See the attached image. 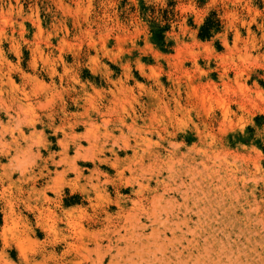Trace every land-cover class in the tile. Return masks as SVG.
I'll use <instances>...</instances> for the list:
<instances>
[{"label": "rangeland", "instance_id": "1", "mask_svg": "<svg viewBox=\"0 0 264 264\" xmlns=\"http://www.w3.org/2000/svg\"><path fill=\"white\" fill-rule=\"evenodd\" d=\"M211 11L220 27L201 39ZM134 112L141 132L118 122ZM106 128L116 140L106 146L109 162L100 163L88 142ZM139 133L158 143L161 156L143 168L123 144H135ZM74 140L88 152L77 158L80 178L62 162L64 143L77 156ZM171 152L183 168L190 161L202 172L179 174L175 164L169 179L162 162ZM203 177L208 198L200 206L175 189L154 191L158 180L184 182L175 188L195 196L189 183ZM153 192L168 198L154 206L156 216L183 208L173 219L179 225L169 222L174 240L166 224L141 213ZM263 210L264 0H0V264H27L22 252H43L48 264H133L141 248H151L141 264L180 257L264 264ZM243 221L255 231L241 232Z\"/></svg>", "mask_w": 264, "mask_h": 264}, {"label": "bare ground", "instance_id": "2", "mask_svg": "<svg viewBox=\"0 0 264 264\" xmlns=\"http://www.w3.org/2000/svg\"><path fill=\"white\" fill-rule=\"evenodd\" d=\"M98 114H101V112L98 110V111H96ZM134 115L135 116H126L125 118H120L119 120H118V122L120 123V124H122V125H127V126H131V125H133V126H135V127H137L138 128V132H141V130H139V127H138V119H139V116L138 115H136V113L134 112ZM88 119H89V121H91L92 119H91V116L90 115H88ZM105 120V119H104ZM128 120H131L132 122H131V124H128ZM76 121V120H75ZM75 123V122H74ZM97 124V123H96ZM96 124L94 125V122H92V123H90V126H91V129H92V127H97L96 126ZM75 125V124H74ZM92 130H90V132H91ZM114 131L115 130H109V128H106V132L103 134V136L101 137L99 134H93V137H91L90 139H89V147H88V151L91 153V155H92V153H94L95 155V157L97 158V159H99V161H100V163H105V162H109V160L110 159H108L107 158V156H106V153L108 152L107 151V149H106V146H107V143H109V140L110 139H112L113 140V138L115 139V137H114ZM120 131H121V134L122 135H124V133H122L123 132V129H120ZM92 132H94V131H92ZM167 132V131H166ZM146 133H149V134H152L153 135V131L152 130H150V131H146ZM120 134V135H121ZM171 134V133H170ZM162 135V134H161ZM171 136V135H170ZM124 137H125V135H124ZM162 139H165V137H162ZM116 140V139H115ZM115 140H113V141H115ZM166 140V139H165ZM171 142H174V141H171ZM124 146H125V148H128V149H132V152H133V159H134V163H135V161H138V163L136 164V168H143V166H142V164H145V160L146 159H149L150 161H149V166L150 165H153L154 164V162L153 161H151V160H156V159H158L159 157H161L160 156V152H159V149H158V143H153L151 140H150V138H148V136H143L141 133H139L138 134V136H137V138L135 139V144H132L131 142H130V140L129 139H125V141H124ZM74 145H75V147L77 148L76 149V154H77V156L75 157V158H73V159H71L69 156H68V154H69V144L68 143H64V151H63V153H64V156H63V158H62V162H68V168L67 169H65V171H66V173H67V170H73V172H75L76 174H77V178L79 177V176H81L82 175V170L79 168V167H77V158L78 157H80L81 155H82V151H83V148H81V145L79 144V142H77V141H75L74 140ZM171 145V144H170ZM87 148V147H86ZM92 151V152H91ZM109 152L113 155V156H115V160H114V162H112V164H113V166H115V167H120V159L117 157V154H116V152H115V150H114V148H111V149H109ZM172 153V152H171ZM85 154V153H84ZM83 154V155H84ZM87 155H88V152L86 153ZM85 154V155H86ZM183 154V153H182ZM82 155V156H83ZM85 155H84V157H85ZM172 155H174V152L170 155V158H168V160L165 162H162V164L164 165V167L166 166V169H167V172H168V178L169 179H174L173 177H175V172H176V166H175V164L176 165H179V168L177 169V171H178V173L180 174V173H184V171H186V172H189V173H192L193 175H195V173H196V175L199 173V172H202V170L201 169H199L198 168V166H196L194 163H191L190 161H188L191 165H189L188 164V167L189 168H187V169H185V168H183L182 167V165L184 164V162L182 161V159H179V156H178V159L176 158H173V157H176V155H174V156H172ZM100 156H102V157H100ZM185 156V155H184ZM91 157V156H90ZM104 157V158H103ZM88 158V157H87ZM190 158H191V156H190ZM189 158V159H190ZM174 159H175V161H174ZM191 159H193V158H191ZM186 160V159H185ZM192 161V160H191ZM207 163L205 162V161H202V166H203V172H204V170H206V167H208L207 165H206ZM195 165V166H194ZM98 167H97V165H96V169H97ZM132 169H134V168H132ZM149 169V168H148ZM121 171H119V175L121 176V175H123L124 174V172H125V169H120ZM184 170V171H183ZM193 170H195V171H193ZM99 171V170H98ZM131 171V170H130ZM133 171V170H132ZM69 172V171H68ZM100 172V171H99ZM147 172V171H146ZM185 172V173H186ZM101 173V172H100ZM99 173V174H100ZM61 174V173H60ZM98 174V175H99ZM160 174V173H159ZM191 176V175H190ZM99 177V176H98ZM147 177V176H146ZM177 177V176H176ZM175 177V178H176ZM179 177H181L180 175H179ZM80 178V177H79ZM151 178V177H150ZM157 178V177H156ZM91 181H92V179H90ZM141 180V179H140ZM180 180H181V182L180 183H182V181H184V180H182V178H180ZM179 180V181H180ZM191 180V179H190ZM194 181L196 182V183H189V185H192L194 188H195V190L196 191H193V194L195 195V196H193V195H189V192H185L184 193V191L185 190H182L179 186L178 187H176L175 188V186H177L178 184H176L175 186H173V184H170L167 180H158V184H157V188L154 190L156 193L158 192V187H160V186H162L163 188H164V191H169V190H173V189H175V191H177V192H179L184 198H186V199H188V198H191V199H193V201H194V204L195 203H198V206H200L204 201L206 202L207 201V190H208V181L203 177V181H201V180H199V179H196V178H194ZM205 181V183L204 184H202L203 182ZM106 182V181H105ZM128 182V181H127ZM126 182V183H127ZM136 182H137V180H136ZM174 182H175V180H174ZM141 183V182H140ZM184 183V182H183ZM182 183V184H183ZM90 184H92V183H90ZM182 184L180 185V186H182ZM92 185H94L92 188L94 189V192H99V190H100V185H98V184H92ZM142 185V184H141ZM162 188V189H163ZM190 187H188L187 189H189ZM192 189V188H191ZM92 191V190H91ZM90 191V192H91ZM86 193H87V191H86ZM154 194V192H153V194H154V197H153V194H152V197H151V199H153V200H151L152 202H153V205H152V209L150 210V209H145V208H143L142 210H141V213L143 214V213H145V214H147V215H151V220H153L154 222H159V223H162V224H166V228H168L171 232H172V239L174 240V238H177L176 237V231H175V229H174V227L173 226H170L169 225V222L170 223H172V221H174L173 223H176L175 221H177V219L176 220H173V219H175L176 217H178V214L181 212V211H183V208H181V207H179V208H177L175 211H176V213H175V211H174V209H173V211L171 210V209H169V210H171V211H166V208H164L165 209V220L164 219H162L161 218V215H160V217H158V216H156V211H158V208L157 207H154L155 205L157 206V204L159 205L160 204V202H162L161 200H163L164 201V199H166V197H165V195L164 194H160V195H157V194ZM178 193V194H179ZM188 193V194H187ZM214 193V192H213ZM214 195H216L215 193H214ZM223 197V196H222ZM213 198V197H212ZM168 199V198H167ZM166 199V200H167ZM165 200V203H168V205H170L169 207H173V206H171V203H169L170 201H171V199H169L170 201L168 202V201H166ZM134 202V201H133ZM136 202H138V200H136ZM173 202H175V201H173ZM252 202V201H251ZM254 202H255V199H254ZM135 203V202H134ZM164 203V204H165ZM186 203H187V201H186ZM185 203V204H186ZM162 204V203H161ZM179 204V203H178ZM248 204H250V203H248ZM166 206H167V204H165ZM164 205V206H165ZM256 205V204H255ZM9 206H10V208H11V201H9ZM138 206V205H137ZM165 206V207H166ZM250 206V205H249ZM253 206V205H252ZM153 207H154V209H153ZM168 207V208H169ZM186 207H187V204H186ZM258 207V206H257ZM138 208V207H137ZM168 208H167V210H168ZM13 209V208H12ZM187 209H188V211H189V207H187L185 210H186V213H187ZM192 209V208H191ZM257 209V208H256ZM154 210V211H153ZM250 209H247V208H244L243 209V211H244V213H245V217L246 218H248V219H253V218H250V216H247V211H249ZM251 210H252V208H251ZM136 211H138V210H136ZM192 211V210H191ZM264 211V210H263ZM134 212H135V210H134ZM167 212V213H166ZM160 213V212H159ZM159 213H157V214H159ZM232 213H234L235 214V211H232ZM261 213V212H260ZM8 215V214H7ZM9 217L6 219L7 221H6V224H7V226L9 225V222H8V219L13 215V211H10V213H9ZM132 215V214H131ZM140 215V214H139ZM249 215V214H248ZM184 216H186V215H184ZM147 217V216H146ZM149 217V216H148ZM243 217V216H242ZM140 218V217H139ZM240 218V217H239ZM262 220H263V222H262V224L264 225V214L262 215ZM135 219H136V217H135ZM244 219V218H243ZM260 219V218H259ZM139 220V219H138ZM164 220V221H163ZM170 220H172V221H170ZM152 221V222H153ZM188 221V220H187ZM136 222V221H135ZM138 222V221H137ZM164 222V223H163ZM178 222V221H177ZM244 222V221H243ZM250 222V221H249ZM253 222H256V221H253ZM133 224V223H132ZM132 224H131V226H132ZM134 224H136V223H134ZM261 224V225H262ZM137 226L136 227H143V225L141 226H138L139 224H136ZM159 225V224H158ZM176 225V224H175ZM178 225H179V222H178ZM177 225V226H178ZM261 225H260V227H261ZM177 226L175 227L176 229H179V228H181L180 226H179V228H177ZM252 226L253 225H251L250 223H247V221H245L244 222V226L243 227H241V232H245V229L249 232V234H250V232H251V230H253V231H255L253 228H252ZM257 226V225H256ZM156 227H157V225H156ZM156 227H155V229H156ZM165 227V226H164ZM244 227H245V229H244ZM125 228V227H124ZM132 228H134V227H132ZM126 229V228H125ZM152 229V228H151ZM154 229V228H153ZM167 229V230H168ZM131 230V229H130ZM157 231L159 230V231H161L162 229L160 228V229H156ZM179 230H182V229H179ZM139 232V231H138ZM153 232H156V231H153ZM136 233V232H135ZM255 233V232H254ZM138 234V233H137ZM155 234V233H154ZM183 234V233H182ZM6 237V236H5ZM138 237V236H137ZM180 237V236H179ZM182 237V236H181ZM180 237V238H181ZM184 237V236H183ZM120 238V237H119ZM135 238H136V236H135ZM139 238V237H138ZM137 238V239H138ZM149 238V237H148ZM184 238H186V236L184 237ZM123 239V238H122ZM127 239V238H126ZM171 238H169L168 239V241H172V240H170ZM182 239V238H181ZM186 239H188V237L186 238ZM128 240V239H127ZM148 240V239H147ZM177 240V239H176ZM129 241V240H128ZM134 241V240H133ZM141 241V240H140ZM181 241V240H180ZM159 242V241H158ZM196 242H198V241H196ZM130 243H132V242H130ZM142 243V245H143V242H140V244ZM155 243V242H154ZM189 243H191L190 241H189ZM100 244V243H99ZM134 244H137L136 242L134 243ZM146 244V243H145ZM148 244H150V241H149V243ZM153 244V243H152ZM158 244V243H157ZM126 245V244H125ZM142 245H140L141 247H142ZM151 245V244H150ZM150 245H148V247L150 246ZM154 245V244H153ZM96 246H97V244H96ZM118 246V245H117ZM120 246V245H119ZM131 246H132V248H133V244H131ZM130 246V247H131ZM140 246H137V247H140ZM144 246V245H143ZM155 246V245H154ZM153 246V247H154ZM121 247V246H120ZM140 247V248H141ZM157 247H159V246H156V247H154V250H155V248H156V251H157V249L159 250L160 248H157ZM96 248H98V247H96ZM99 248H100V246H99ZM117 248V247H116ZM124 248H127V245L124 247ZM135 248V247H134ZM186 248V247H185ZM188 248V247H187ZM138 250H139V248H137ZM136 249V250H137ZM142 250H143V248H141ZM148 249V248H147ZM151 249V248H150ZM150 249H148V250H150ZM92 250L94 251L95 249H93L92 248ZM97 250V249H96ZM122 250L124 251L125 249H123V247H122ZM121 250V251H122ZM137 250V251H138ZM141 250V251H142ZM145 250V249H144ZM144 250L141 252L140 250V259H139V261L140 260H143V257H141V253H143L144 252ZM148 250H145V252L146 251H148ZM154 250H153V252H154ZM161 250V249H160ZM189 250V249H188ZM192 250V249H191ZM98 251V250H97ZM118 251V250H117ZM116 251V252H117ZM120 251V249H119V251L118 252H121ZM127 251V250H126ZM138 251V252H139ZM88 253H89V250L87 251ZM95 252V251H94ZM100 252V251H99ZM117 252V254H119ZM135 252V251H134ZM134 252L133 253H131V254H133V256L135 255L134 254ZM149 252V251H148ZM161 253H163L162 251H160ZM98 253V252H97ZM97 253H96V255H97ZM122 253V252H121ZM150 253V252H149ZM171 253V252H170ZM199 253V252H198ZM201 253V252H200ZM104 254H105V252H104ZM151 254H153V253H151ZM191 254H192V252H191ZM84 255H87V254H83V257L85 258V256ZM89 255H90V253H89ZM127 255V254H126ZM138 254L136 253V256H137ZM143 255V254H142ZM154 257H155V252H154ZM153 255L151 256V257H146L145 256V259H147V260H149V259H151L152 257H153ZM197 255V254H196ZM195 255V256H196ZM235 255V254H234ZM22 256H23V259H24V261L27 263V264H48L47 263V258H46V255H44V253L43 252H40L39 253V255L36 257V256H33V255H28L27 253H23L22 252ZM120 256V255H119ZM131 255L129 254V257H130ZM133 256H131V257H133ZM166 256V254L163 256V257H165ZM189 257H192V256H190V255H188ZM38 257H40V258H38ZM88 257V256H87ZM86 257V258H87ZM97 257H99L100 258V256H97ZM102 257V256H101ZM123 257V256H122ZM129 257H128V259H129ZM131 257H130V259H131ZM161 257V256H160ZM162 257V258H163ZM180 257V256H179ZM194 257V256H193ZM99 258H97V260L99 259ZM103 258V257H102ZM156 258L158 259V263H159V261H162V259L161 260H159V257H157L156 256ZM155 258V259H156ZM181 258V257H180ZM180 258H179V260H177V261H179V263H181V264H187V262H188V260H184V259H182V260H180ZM197 257H195L193 260L194 261H196V260H198V261H200V258H201V254H198V259H196ZM236 258V257H235ZM245 258V257H244ZM88 259V258H87ZM92 260L94 259L93 257L91 258ZM117 259V258H116ZM119 259H120V257L118 258V262H119ZM124 260L126 259V258H123ZM136 259V258H135ZM189 259V258H188ZM196 259V260H195ZM79 260L80 259H75V260H73V261H71L73 264H79ZM91 260V261H92ZM101 260V259H100ZM100 260H98L100 263H101V261ZM110 260H111V258H110ZM146 260V261H147ZM165 260V259H164ZM169 260H170V258L168 259V262H169ZM236 260V259H235ZM4 261V260H3ZM97 261V262H98ZM131 261V260H130ZM132 261H134V262H136L135 260H132ZM139 261H137V262H139ZM145 261V260H144ZM145 261V262H146ZM150 261H152V259L150 260ZM171 261V260H170ZM176 261V260H175ZM181 261V262H180ZM96 262V263H97ZM110 262V261H109ZM112 262V261H111ZM118 262H116V263H118ZM134 262H133V264H134ZM136 262V263H137ZM141 262V261H140ZM139 262V264H141ZM193 262V261H192ZM93 263H94V260H93ZM132 263V262H131ZM130 263V264H131ZM151 264L149 261L147 262V264ZM178 263V264H179ZM195 263V262H194ZM245 263V262H244ZM243 263V264H244ZM6 264H11V262L9 261V259L7 258V261H6ZM13 264V263H12ZM64 264H66V263H64ZM120 264H122V262L120 263ZM127 264V263H126ZM152 264H153V262H152ZM155 264V263H154ZM157 264V263H156ZM160 264V263H159ZM161 264H164V262L163 263H161ZM166 264H167V262H166ZM169 264V263H168ZM193 264V263H192ZM198 264V263H197Z\"/></svg>", "mask_w": 264, "mask_h": 264}, {"label": "trees", "instance_id": "3", "mask_svg": "<svg viewBox=\"0 0 264 264\" xmlns=\"http://www.w3.org/2000/svg\"><path fill=\"white\" fill-rule=\"evenodd\" d=\"M220 27V20L217 17L215 11H211L209 16L205 19L204 24L201 26L198 36L201 39H210L213 36L214 30H218ZM163 32V29L160 30ZM159 39H163L164 35L162 33L158 34Z\"/></svg>", "mask_w": 264, "mask_h": 264}]
</instances>
